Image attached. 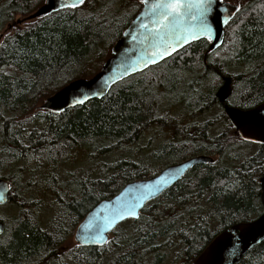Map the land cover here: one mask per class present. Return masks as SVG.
<instances>
[{"label":"trees","instance_id":"16d2710c","mask_svg":"<svg viewBox=\"0 0 264 264\" xmlns=\"http://www.w3.org/2000/svg\"><path fill=\"white\" fill-rule=\"evenodd\" d=\"M227 1L239 11L205 61L209 41L201 38L116 82L102 98L55 113L39 105L69 81L92 76L141 3L85 0L76 9L18 22L44 0H0V176L10 187L0 206L16 209L0 215V264H194L218 232L262 213L264 145L243 155L241 146L251 144L230 124L215 92L228 75V105L248 109L264 101V0ZM176 105L184 108L182 119L167 113ZM155 125L172 128L157 158L171 164L205 154L213 161L189 169L148 201L139 219L119 223L108 244L69 248L95 203L160 168L152 172L150 163L123 154L100 161L97 176L55 168L133 147ZM37 185L51 197L45 227L37 218L44 204L34 194ZM235 264H264V240Z\"/></svg>","mask_w":264,"mask_h":264},{"label":"water","instance_id":"95a60500","mask_svg":"<svg viewBox=\"0 0 264 264\" xmlns=\"http://www.w3.org/2000/svg\"><path fill=\"white\" fill-rule=\"evenodd\" d=\"M139 1L141 3L140 9L114 42L109 56L102 62L100 68L88 78L80 77L69 81L67 84L46 97L39 105V108L60 113L62 112L60 109L65 110L71 108L69 107V104L75 95L88 94L90 96L89 100L102 98L116 82L134 73L140 72L149 66L155 65L170 56L164 58L157 57L156 63H151L148 60V56L156 50L155 46L159 44V37L154 31L155 26L151 23V20L154 19V17H151L150 15L146 16L144 14L148 5L142 3L141 0ZM152 2H154V0H148V4H151ZM191 2L194 4L195 0H191ZM60 3L61 0H44V2L32 13L23 19H18L17 21L21 22L22 20L35 19L60 10ZM237 7L239 8L238 4L235 2L215 0L214 11L211 13L208 21L212 29L211 36L209 37L207 34H202L197 39H190L188 43L181 40L177 46V50L193 41L206 38L209 41V44L204 53L205 61L207 53L215 50L222 44L225 27L235 16ZM186 11L190 12L191 16H185L183 18L181 31L183 30V27L196 28V21L192 19V16L198 15L197 9L193 7ZM226 20L227 23H225ZM141 24H148V29L142 28ZM98 91H103V96H91L93 92ZM231 92V77L228 75L223 76L222 83L215 92V97L222 104L230 124L234 127L241 139L264 145V101L252 108L240 109L226 103ZM212 161L213 158L209 155H193L181 161L164 166L154 175L128 181L116 194L109 198L99 200L85 213L74 229L72 235L74 242L83 246H100L85 240L82 225L85 223V220L89 217L90 213H95L97 218L102 220L105 216L111 214L112 210L119 202L131 201L140 196L144 191L142 188L143 185L155 184L159 177L166 178L168 183L162 185L159 193H155L146 201H141L142 207L137 209L139 214L140 210L148 201L158 197L167 188L174 185L189 169L196 165ZM258 182L262 188L261 198L264 207V175L258 180ZM5 186L7 190L4 199L0 201V205L7 202L10 190L9 183L4 178L0 177V191L4 190ZM117 198H120L119 201ZM124 220L118 221L112 229L105 233L107 240L110 232ZM4 228V222L0 220V229H2L0 235L3 233ZM263 240L264 209L262 213L255 218L236 222L218 232L210 240L211 244L208 243L195 258L194 264H235L244 254L247 253V251ZM210 246H213V250L207 252V249Z\"/></svg>","mask_w":264,"mask_h":264},{"label":"snow or ice","instance_id":"6c2138e0","mask_svg":"<svg viewBox=\"0 0 264 264\" xmlns=\"http://www.w3.org/2000/svg\"><path fill=\"white\" fill-rule=\"evenodd\" d=\"M84 2L85 0H61L59 9H76L83 5ZM141 2L148 5L144 14L154 17L151 23L155 26L154 31L159 37V44L155 46L156 50L148 56V60L151 63H156L157 57L164 58L177 51V46L181 40L188 43L190 39H197L202 34L211 36L212 29L208 21L214 11L215 0H195L194 4L191 0H154L151 4H148V0H141ZM193 7L197 9L198 13V15L192 16V19L196 21V28L183 27L181 31L183 18L191 16V13L186 10ZM236 10L239 11V8L237 7ZM225 23H227V20ZM141 27L148 29L149 25L141 24ZM91 96H103V91L93 92ZM89 99L90 96L88 94L75 95L69 107L82 105ZM60 111H63V109H60ZM167 183L168 180L166 178L159 177L155 184L143 185L144 191L140 196L131 201L119 202L111 214L105 216L102 220H99L95 213H90L82 225L85 240L92 244H108L109 241L106 239L105 233L112 229L118 221L127 218L139 219L137 209L142 207L141 201H146L155 193H159L162 185ZM6 190L5 186L4 190L0 191V201L4 199ZM117 199L119 201L120 198ZM208 243L211 244V241ZM212 250L213 246H210L207 252Z\"/></svg>","mask_w":264,"mask_h":264},{"label":"rangeland","instance_id":"374dc122","mask_svg":"<svg viewBox=\"0 0 264 264\" xmlns=\"http://www.w3.org/2000/svg\"><path fill=\"white\" fill-rule=\"evenodd\" d=\"M184 111V108L181 106H172L168 110V114L172 118L182 119L184 116L181 115ZM210 113L203 115L208 116ZM181 121V120H180ZM185 121V120H184ZM172 131V128H169L168 126H152L148 130L144 131L142 135L138 138L136 144L133 145V147H129L126 149H120L112 151L110 154H105L98 156L96 154L95 156L92 155H85L84 158H74L70 162H63L58 164V166L55 168L56 170L65 169L70 172L78 173L80 175V172H89L92 176L98 175L99 166L98 164L102 160H108L111 161L112 159H115L116 157L120 156L122 157V154L130 155V157L139 163L142 164H149L151 165L150 171H155L157 169H161L164 166L168 165L169 162L172 160L168 159H160L157 158L158 150L157 148L159 145L164 142L167 138L170 137ZM243 152L247 151H254L255 147L242 145L241 146ZM153 164H152V163ZM159 169V170H160ZM158 171V170H157ZM34 194L40 198L41 202H44L43 206L39 209L37 218L41 221V224L45 227L48 226V221L53 215V210L51 209V206L48 205L50 201V196L46 195L43 190L40 189V187L37 185L34 188ZM48 192V191H47ZM16 213V209L14 206L11 207H4L0 206V215H14ZM69 248H72L76 243L73 240V236H71V240H69ZM167 264V262H166Z\"/></svg>","mask_w":264,"mask_h":264},{"label":"flooded vegetation","instance_id":"af4514ba","mask_svg":"<svg viewBox=\"0 0 264 264\" xmlns=\"http://www.w3.org/2000/svg\"><path fill=\"white\" fill-rule=\"evenodd\" d=\"M9 27H10V24H9ZM1 34L2 33H0V36H1ZM212 70H214L215 71V69H214V67H210ZM223 76H227V75H221V80H222V77ZM231 82H232V80H231ZM221 85V84H220ZM219 85V86H220ZM232 88V87H231ZM258 105V104H257ZM246 143H249V144H251L253 147H255V149H254V151H247L245 154H243V155H245V156H252V155H254V154H256L257 152H259V150H261V146H263V145H261V144H259V143H253V142H249V141H245ZM1 178H4V177H2V176H0ZM262 177V176H261ZM261 177H259V179L261 178ZM5 179V178H4ZM258 179V180H259ZM6 180V179H5ZM7 181V180H6ZM259 183V182H258ZM260 187H261V185H260ZM261 191H262V188H261ZM261 201H262V198H261Z\"/></svg>","mask_w":264,"mask_h":264}]
</instances>
